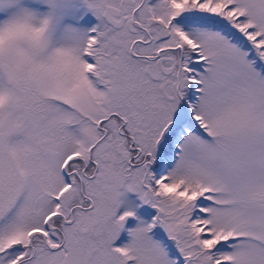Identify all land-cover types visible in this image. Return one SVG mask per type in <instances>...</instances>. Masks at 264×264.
<instances>
[{"label":"snow or ice","instance_id":"obj_1","mask_svg":"<svg viewBox=\"0 0 264 264\" xmlns=\"http://www.w3.org/2000/svg\"><path fill=\"white\" fill-rule=\"evenodd\" d=\"M0 264H264V0H0Z\"/></svg>","mask_w":264,"mask_h":264}]
</instances>
